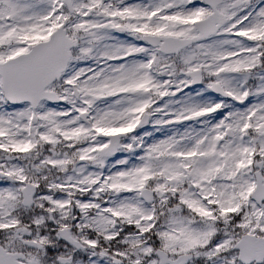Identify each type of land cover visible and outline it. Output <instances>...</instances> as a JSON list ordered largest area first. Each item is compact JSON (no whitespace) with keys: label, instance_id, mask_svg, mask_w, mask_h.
<instances>
[{"label":"snow or ice","instance_id":"obj_1","mask_svg":"<svg viewBox=\"0 0 264 264\" xmlns=\"http://www.w3.org/2000/svg\"><path fill=\"white\" fill-rule=\"evenodd\" d=\"M0 264H264V0H0Z\"/></svg>","mask_w":264,"mask_h":264}]
</instances>
